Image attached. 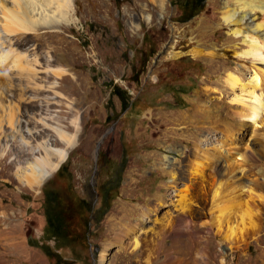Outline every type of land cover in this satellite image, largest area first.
Segmentation results:
<instances>
[{"label":"rangeland","instance_id":"374dc122","mask_svg":"<svg viewBox=\"0 0 264 264\" xmlns=\"http://www.w3.org/2000/svg\"><path fill=\"white\" fill-rule=\"evenodd\" d=\"M71 1L65 23L72 30L61 34L73 53L66 67L44 63L62 57L45 35L64 22L39 26L20 49L3 31L0 2L1 34L39 71L36 81H19L9 68L11 85L0 86V232L5 242L11 234L21 240L0 241V264H264V128L253 134L225 82L229 72L247 81L264 62L243 56L241 37L220 17V0H198L183 15L182 0H165L162 9L152 0ZM141 9L150 20L132 31ZM50 69L66 75L43 77ZM9 107L20 121L14 126L6 121ZM240 132L247 138L239 141ZM60 133L76 136L74 146L41 185L28 187L21 178L45 149L52 163L64 150ZM213 152L229 175L215 172L222 163L210 164ZM194 167L203 179L188 173ZM219 181L244 182L263 198L252 207L259 230L241 245L220 241L206 222ZM178 203L189 207L177 210ZM55 214L69 221V236L56 238L47 227Z\"/></svg>","mask_w":264,"mask_h":264},{"label":"bare ground","instance_id":"6f19581e","mask_svg":"<svg viewBox=\"0 0 264 264\" xmlns=\"http://www.w3.org/2000/svg\"><path fill=\"white\" fill-rule=\"evenodd\" d=\"M152 1L157 7H159V9H162L163 4L165 3V0ZM0 2L1 4H3V31L6 35L9 34L11 36L17 37L16 42L14 41V45L20 49L26 45L28 36H30V39L33 38V34L30 35V33L36 30V28H38L39 26L52 28L58 25V23L64 22V24L61 26L60 32L50 30L48 31L49 33L45 35V41L49 42L50 44V46L48 45L50 51L54 53L57 51H61L62 57L58 58L56 56H52V58L46 59L44 63L47 66L54 64L65 65V67L68 66L69 60L71 58L73 59V53L68 48V46L70 47L71 41H67L66 38H63L61 34L62 32L68 33L69 30H72L69 29L70 26L66 24L70 20L69 14L70 10L72 9L71 0H6L7 5H5L2 0H0ZM142 6L144 7V5ZM150 17V14L141 9L140 18H133L134 20L129 22L130 30L134 31L138 29L140 20L148 22L150 20ZM220 17L225 25L230 27L232 26V28H234L233 35L241 37L243 43L245 44V50L242 53L243 56L249 58L252 62H264V0H220ZM28 33L29 35H27ZM3 35L0 32V86H2L6 81V86H8V88L11 85V80L7 75V70L9 68L15 70L16 73L14 71L13 72L16 76L13 75V78L16 77V79L19 81L25 78H27V80L28 78H31L32 80L36 81V79H38L36 73L39 71L33 73L34 68L28 66L29 63L28 65H24L22 61L23 56L12 50L10 41L5 39ZM35 38H37L36 35ZM205 54L213 56L218 53L210 50ZM219 54L224 55L223 53ZM4 71L6 73L5 77L2 75V72ZM47 75L58 77L61 75H66V73H63L61 70L50 69V72L42 76L47 78ZM259 75L263 78L264 81V70L259 68L257 71L255 70L251 77L245 82H242V80H240V78H238L237 75H235L233 72H229L225 76V82L227 83L226 85L230 87L233 94L232 101L236 103L239 102L242 106V109L244 110L242 121L246 122V124H248V127H251L253 134L257 135L259 134L257 128H264V84H260ZM234 88L239 89V93H235ZM33 90L37 93L44 92V89ZM9 109L10 111H8L11 113L7 112L9 113V115L7 114L8 117L7 120H5L9 125L14 126L20 121L17 119L18 116H16L15 111L13 112L12 107H9ZM220 121L216 119L217 123H219ZM1 122L2 117L0 115V126ZM58 135L61 139L60 142L65 146L64 150L55 154V158L57 159V161L55 163H52V160H50L49 156V154L51 153H48V150L45 149V155L38 159L34 163V165L31 166L29 170L30 173H27V175L21 178V180H23L25 182V185H27L28 187L32 188L34 186L41 185L43 181L59 167L60 163L66 159L69 150L74 146L76 136L61 133ZM252 136L253 135H250L249 137ZM245 138H247V134L244 133L241 135V138L240 136L238 137L239 141ZM255 138L256 137H254L253 139ZM234 140L235 136L233 139H231V142H233ZM43 142L45 146H48V144L52 143V140L50 138L48 139L47 137L43 139ZM238 146L235 145V148H238ZM216 149H219V147L216 146ZM236 150L237 149H235V151ZM195 151L197 152V149H195ZM222 151L223 150H220V152ZM245 153V156L251 158L254 152L252 153L251 151L246 150ZM263 154L264 151L260 156H262ZM24 156L25 153H21L18 158ZM166 160L167 165L169 166L171 163L170 159L166 158ZM222 161L223 158L218 152H213V154L210 156V164L214 163L216 165H220L222 163L221 166L218 165L219 168H215L214 166V168L216 169L215 172H217L220 176L231 173L229 164L223 165L226 161H224V163ZM192 169L193 170L189 171L188 173L193 178L198 177L200 179H203L202 174L204 172L201 173V171L199 172L197 170H194L196 169L195 167ZM240 171H243V169H241ZM169 176L170 179L174 177V173L170 170ZM242 193L246 194V198H240ZM263 198L258 192L254 190V188H251L244 182L234 183V181H219L211 194L208 209L209 217L206 219V222L213 225L216 234H218L220 238V241H230L231 243L241 245L246 242L247 238H249L252 234H255L259 230L257 222L254 218V214L256 212H252V207L256 206V201L263 202ZM188 207L189 205L184 203L175 204V209L177 210L186 211ZM139 233L141 232L139 231ZM10 239L12 242H5L8 240V237H4V235H2V233L0 232V241L9 245L17 246L21 243L20 234H15L14 236L13 234H11ZM132 242L134 244V248L138 246V235L132 237ZM172 245L175 246V242H172L171 246Z\"/></svg>","mask_w":264,"mask_h":264},{"label":"flooded vegetation","instance_id":"af4514ba","mask_svg":"<svg viewBox=\"0 0 264 264\" xmlns=\"http://www.w3.org/2000/svg\"><path fill=\"white\" fill-rule=\"evenodd\" d=\"M180 7H181V14H187L192 9L196 7L198 4V0H182L180 1ZM66 219V218H65ZM64 225H60L58 223L52 222L51 224L47 223V227L50 228V231L53 233V235L56 236H63L67 237L70 234V230L68 229V223L69 221L66 219Z\"/></svg>","mask_w":264,"mask_h":264},{"label":"trees","instance_id":"16d2710c","mask_svg":"<svg viewBox=\"0 0 264 264\" xmlns=\"http://www.w3.org/2000/svg\"><path fill=\"white\" fill-rule=\"evenodd\" d=\"M146 61L144 60V61H142V65H144V63H145ZM180 93L182 92V93H184V91H179ZM177 94H179L178 92H176ZM114 94H118V93H115L114 92ZM124 107H126V104L124 103ZM66 219L65 218H63V216H60L59 214H55V215H53V217H51L48 221H47V223L48 224H51L52 222H55V223H58V224H60V225H64L65 224V221ZM53 236H55V235H53ZM56 238H65V237H63V236H56Z\"/></svg>","mask_w":264,"mask_h":264},{"label":"water","instance_id":"95a60500","mask_svg":"<svg viewBox=\"0 0 264 264\" xmlns=\"http://www.w3.org/2000/svg\"><path fill=\"white\" fill-rule=\"evenodd\" d=\"M163 52H164V47H163V49H161V50H159V51L156 52L155 57L153 58V61L155 62V60L157 59V57H158L160 54H162ZM107 132H108V131H106V132L100 137V139L98 140L97 145H96L97 148H98L100 142L102 141V139L104 138V136L107 134ZM95 152H97V150H96Z\"/></svg>","mask_w":264,"mask_h":264},{"label":"crops","instance_id":"0c3cea01","mask_svg":"<svg viewBox=\"0 0 264 264\" xmlns=\"http://www.w3.org/2000/svg\"><path fill=\"white\" fill-rule=\"evenodd\" d=\"M168 234H169V239H170V244H169V248H170V249L167 247L168 244H167V245L164 244V245H165V246H164V249H165V248H166V249L168 248L169 250H171V247H172V246H171V237H172V234H171V231H170V230H169V233H168ZM180 235H181V234H180Z\"/></svg>","mask_w":264,"mask_h":264}]
</instances>
